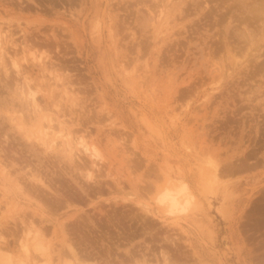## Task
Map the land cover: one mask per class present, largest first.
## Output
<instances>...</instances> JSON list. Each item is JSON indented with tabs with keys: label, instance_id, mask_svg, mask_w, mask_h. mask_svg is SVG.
I'll use <instances>...</instances> for the list:
<instances>
[{
	"label": "rangeland",
	"instance_id": "374dc122",
	"mask_svg": "<svg viewBox=\"0 0 264 264\" xmlns=\"http://www.w3.org/2000/svg\"><path fill=\"white\" fill-rule=\"evenodd\" d=\"M263 17L264 0H0V263L82 264L81 223L116 264H264Z\"/></svg>",
	"mask_w": 264,
	"mask_h": 264
},
{
	"label": "bare ground",
	"instance_id": "6f19581e",
	"mask_svg": "<svg viewBox=\"0 0 264 264\" xmlns=\"http://www.w3.org/2000/svg\"><path fill=\"white\" fill-rule=\"evenodd\" d=\"M221 1V0H220ZM203 2V1H202ZM263 2V1H262ZM160 3H161V1H160ZM188 3H190V2H188ZM158 4V3H157ZM236 4V3H235ZM146 5V4H145ZM157 6V5H156ZM206 7V6H205ZM214 8V7H213ZM205 9V8H204ZM209 9V8H208ZM211 9V8H210ZM148 10V9H147ZM229 11V10H228ZM260 12V11H259ZM228 13V12H227ZM224 14V13H223ZM255 15V14H254ZM262 15V14H261ZM258 16V15H257ZM264 18V17H263ZM119 24V23H118ZM252 25V24H251ZM243 29V28H242ZM1 33V32H0ZM245 33V32H244ZM247 33V32H246ZM263 33V32H262ZM2 34V33H1ZM0 34V35H1ZM245 35H247V34H245ZM10 36V35H9ZM248 37V36H247ZM249 38V37H248ZM247 38V39H248ZM245 39H246V37H245ZM247 39H246V41H247ZM9 41V40H8ZM248 41H249V39H248ZM141 43V42H140ZM220 43V42H219ZM247 44V43H246ZM260 44V43H259ZM3 46H4V44H3ZM256 46V45H255ZM130 47V46H129ZM217 47V46H216ZM215 47V48H216ZM250 47H251V45H250ZM249 47V48H250ZM258 48H260V47H258ZM257 48V49H258ZM2 49H4L3 47H1L0 46V52H1V54H2V52H3V50ZM222 49V48H221ZM256 49V48H255ZM225 50V49H224ZM258 51V50H257ZM236 52V51H235ZM259 52H260V50H259ZM4 53V52H3ZM8 54V53H7ZM210 54V53H209ZM212 54V53H211ZM262 54V53H261ZM255 56H256V54H254ZM263 55V54H262ZM2 56V55H1ZM255 56H253L254 57V59L256 58ZM242 57V56H241ZM1 58V57H0ZM251 58V57H250ZM258 58V57H257ZM2 59H3V57H2ZM260 59V58H259ZM252 60V59H251ZM250 60V61H251ZM1 61V60H0ZM14 61V60H13ZM260 61H261V59H260ZM256 62V60H254V63ZM251 63V62H250ZM258 63V62H257ZM264 63V62H263ZM14 64V63H13ZM252 65V64H251ZM257 65V64H256ZM260 65V64H259ZM259 67V66H258ZM263 67V66H262ZM15 68H17L16 70H17V72L18 71H20V69L18 68V65L15 67ZM256 68V67H255ZM261 67H259V69H260ZM8 69V68H7ZM255 70H258L257 68L255 69ZM261 70V69H260ZM5 71V70H4ZM16 73V72H15ZM19 74V73H18ZM254 74V73H253ZM25 77V76H24ZM56 77V76H55ZM248 77H250V76H248ZM26 79V78H25ZM58 79V78H57ZM21 80V79H20ZM19 80V81H20ZM59 81V80H58ZM27 82H28V80H27ZM29 87H30V85H29ZM19 89L21 88V87H18ZM71 88V87H70ZM31 89V88H30ZM69 89V88H68ZM19 91V90H18ZM33 92H34V90H33ZM35 93V92H34ZM34 93H31V99L30 100H32L31 101V103L33 102V104L35 105V106H37L38 107V104H37V102H36V98H35V95H34ZM63 93H65V92H63ZM30 95V94H29ZM22 96V95H21ZM34 106V107H35ZM30 108H31V106H30ZM40 108V107H39ZM45 108V107H44ZM239 108V107H238ZM37 109V108H36ZM254 109V108H253ZM39 110V109H38ZM45 110V109H44ZM30 113H32V112H30ZM264 117V116H263ZM44 121V120H43ZM42 121V122H43ZM233 121V120H232ZM44 123V122H43ZM261 124V123H260ZM259 124V125H260ZM19 127V126H18ZM227 127V126H226ZM21 128V127H20ZM53 128H55V127H53ZM58 128V127H57ZM256 128H257V126H256ZM235 129V128H234ZM261 129V128H260ZM30 130V129H29ZM63 130V129H62ZM43 132V131H42ZM41 133V132H40ZM62 133V132H61ZM50 134V132H44V136H48ZM64 134V133H63ZM27 135V134H26ZM62 135V134H61ZM51 136V135H50ZM63 137H65V136H68V135H62ZM42 137V136H41ZM40 137V144L44 147V149L46 150V149H48L47 151H48V153H52L53 151H55L54 150V145L55 144H57V142H55V144H54V142H51L50 141V143H48L46 140H44L43 138H41ZM58 137H60V135H58ZM63 137H62V139L61 140H65V139H63ZM61 138V137H60ZM66 138V137H65ZM253 138V137H252ZM54 139V138H53ZM14 140V139H13ZM61 140H60V142H61ZM81 140V139H80ZM36 141V140H35ZM13 142V141H12ZM82 142V141H81ZM59 143V142H58ZM64 143L66 144V149H64V150H66V151H68L69 153H70V156H69V158L67 159V163L68 164H71V163H73V162H75V161H79L80 162V154H79V156H78V154H76L77 152H74L73 151V149L71 148V146H70V143L68 142V143H66V141H64ZM74 143V142H73ZM60 144V143H59ZM72 144V143H71ZM76 144L78 145V143L76 142ZM80 145V147H82V149H81V151H82V153H83V155L84 156H87V157H89V158H92V159H97L98 161H99V157H100V154H99V152L94 148V149H90V147L87 145V144H85V142H82V143H79ZM61 145V144H60ZM59 145V146H60ZM72 145H74V144H72ZM58 146V147H59ZM62 146V145H61ZM79 147V148H80ZM62 148V147H61ZM60 148V149H61ZM262 148V147H261ZM39 149V148H38ZM58 149V148H57ZM42 150V149H41ZM62 150V149H61ZM63 151V150H62ZM50 155V154H49ZM17 157V156H16ZM47 158V157H46ZM52 158V157H51ZM17 159V158H16ZM62 159V158H61ZM246 159H247V157H246ZM83 160V159H82ZM241 160V159H240ZM244 160V159H243ZM86 162V161H85ZM243 162H245V161H243ZM246 162H247V160H246ZM76 163V162H75ZM95 163V162H94ZM240 163L242 164V162H239V163H237V165H238V167L241 169V167H242V169L244 168L243 166H245V163H243L244 165L243 166H241L240 165ZM257 163V162H256ZM85 164V165H84ZM96 164V163H95ZM247 165L246 166H248V168L247 169H249V165H248V163H246ZM252 164V163H251ZM97 165V164H96ZM99 165V164H98ZM253 165V164H252ZM258 165H259V163H258ZM81 166L83 167V168H87V164L86 163H83V164H81ZM78 163H77V165H76V168L78 169V171H80V167H81ZM253 167V166H252ZM254 167H256L255 166V164H254ZM68 168V167H67ZM89 168V167H88ZM237 168V167H236ZM38 169V168H37ZM76 169V170H77ZM82 169V168H81ZM246 169V170H247ZM85 170V169H84ZM89 170V169H88ZM95 170V169H94ZM77 172V171H76ZM82 172H83V170H82ZM43 173V172H42ZM85 174H84V177L86 178V179H88L89 181H94V180H96V177L90 172V171H88V172H84ZM75 175V174H74ZM32 178H35V177H33V176H31ZM60 177H62V176H60ZM33 180V179H32ZM41 182H40V184L41 183H44V185H46L45 184V182H43L42 180H40ZM45 181V180H44ZM96 182V181H95ZM20 183V182H19ZM97 183V182H96ZM20 186V185H19ZM47 186V185H46ZM48 187V186H47ZM51 187V186H50ZM90 187V186H89ZM49 188V187H48ZM68 188V187H67ZM92 188V187H91ZM57 189V188H56ZM69 189V188H68ZM45 190V189H44ZM95 191V190H94ZM190 190H189V188H188V186L185 184V185H183V186H181L179 189H176V190H166L165 192H164V194H162L163 196H161V198H162V200L164 201V200H168L169 202H170V206H171V209L172 210H177L178 209V207L181 205V209H180V211L182 212H185L186 211V208H187V206L188 207H190V204H189V202L191 201V193L189 192ZM55 192V194H58V195H61L60 193H57L56 191H54ZM43 193V192H42ZM70 193V192H69ZM73 193V192H72ZM180 193H182V196H185L186 197V202H185V205L184 204H181L180 203V201H179V199L177 198V196H178V194H180ZM184 193V194H183ZM48 194V193H47ZM44 197V196H43ZM75 197V196H74ZM68 198V197H67ZM262 198V197H261ZM69 199V198H68ZM50 200V199H49ZM95 200H97V199H95ZM161 200V199H160ZM162 201V202H163ZM186 204H188V205H186ZM55 205V204H54ZM74 205V204H73ZM186 206V207H185ZM119 207V206H118ZM120 208V207H119ZM114 209V208H113ZM116 209V208H115ZM118 209V208H117ZM108 210V209H107ZM171 210V211H172ZM110 211V210H109ZM116 211V210H115ZM108 212V211H107ZM114 212V211H113ZM117 212V211H116ZM116 212H114V213H116ZM119 212H120V210H119ZM112 213V212H111ZM136 214H138V213H136ZM148 214V213H147ZM104 215V214H103ZM133 215V214H132ZM151 215V214H150ZM110 216V215H109ZM122 216V215H121ZM152 216V215H151ZM156 216V215H155ZM115 218L116 217H114L113 219H114V221H115ZM123 218V217H122ZM118 219V218H117ZM116 219V220H117ZM102 220V219H101ZM105 220H106V218H105ZM110 220V221H109ZM109 220H108V218H107V223L108 222H111L112 220H111V217L109 218ZM129 220H131V219H129ZM133 220V219H132ZM135 220V219H134ZM42 222V221H41ZM105 222V221H104ZM117 222L119 223V220H117ZM121 222V221H120ZM138 222V221H137ZM144 222V221H143ZM87 223L88 224H90V225H92V226H94V228L95 229H100V228H102L101 227V224H104L103 222L101 223V224H99V225H97V224H95L94 223V221H92L91 219H89L88 218V220H87ZM106 223V224H107ZM116 223V222H115ZM114 222L112 223V224H115ZM69 224V223H68ZM105 224V225H106ZM111 224V225H112ZM121 224V223H120ZM119 224V225H120ZM83 225V224H82ZM110 225V224H109ZM142 225V224H141ZM74 226V225H73ZM81 223L80 224H78V227H77V225H76V227H73V229H72V232L75 234L74 235V239H76V240H74L72 243H76L77 245H78V247H75L74 246V244H72V243H70L71 242V238H69L68 237V239H70L68 242H69V244L67 245V248H68V246H69V250H68V252L70 251V253H71V257L73 258V259H75V261L76 262H78L79 263V261H77V260H83L82 261V264L83 263H85V261L84 260H91V261H89V262H91L90 264H116L113 260H112V258H111V252H113L112 251V249H111V247H107V249H105L106 251H105V253H101L100 251H99V249L98 250H96L95 249V247L93 246V243H91V240L89 239L91 236L93 237L94 235H93V233H91L90 231V229H86L85 230V228H84V230L85 231H87V233H86V236L84 235V233H83V229H82V227L83 226H81ZM103 226V225H102ZM129 226V225H128ZM104 227V226H103ZM112 227V226H111ZM116 227H117V233H114V234H117L118 235V237L120 236V238L121 237H126V235L127 234H129L130 235V233L131 234H135V233H133L134 232V230H133V232H132V230L129 232L128 231V233L127 232H123V231H121L119 228H120V226L118 227V226H115L114 227V225H113V228L116 230ZM127 227V226H126ZM146 227V226H145ZM144 227V228H145ZM130 228V227H129ZM147 228V227H146ZM152 228V227H151ZM109 229H111V228H109ZM88 230H90V231H88ZM37 231H38V235H39V230L37 229ZM92 231H94L93 229H92ZM100 231H101V229H100ZM125 231V230H124ZM103 232V231H102ZM102 232H101V235H103L102 234ZM106 232V231H105ZM96 233V232H95ZM124 233H127L126 235H124ZM72 234V233H71ZM137 234V233H136ZM37 235V236H38ZM91 235V236H90ZM96 235H98L97 233H96ZM100 235V236H101ZM109 235H110V233H109ZM100 236H98V237H100ZM128 236V235H127ZM132 236V235H131ZM130 236V237H131ZM95 237V236H94ZM111 237V236H110ZM117 237V236H116ZM117 237V238H118ZM133 237V236H132ZM153 237V236H152ZM156 237V236H155ZM169 237V236H168ZM105 238V237H104ZM127 238V237H126ZM159 238V237H158ZM132 239V238H131ZM155 239V238H154ZM166 239H168L167 237H166ZM66 240V239H65ZM100 239H98V241H99ZM129 240V239H128ZM156 240V239H155ZM67 241V240H66ZM96 241V240H95ZM121 241V240H120ZM157 241H159V240H157ZM170 241V240H169ZM172 242H173V239L171 240ZM41 242V241H40ZM20 243V242H19ZM42 243V242H41ZM40 243V245L42 246V244ZM98 243V242H97ZM119 243V242H118ZM176 243V242H175ZM122 244V243H121ZM35 245H37V244H35ZM156 245V244H155ZM41 248V247H40ZM36 249H38V247L36 248ZM42 249V248H41ZM45 249V251L46 250H48V248H44ZM43 249V250H44ZM146 250H148L149 251V253H151V248H149V247H147V249ZM42 251V250H41ZM40 251V252H41ZM138 251V250H137ZM137 251H132L129 255H130V259H131V261H132V263L131 264H152V263H150L149 261H148V258L149 257H146L145 258V252H144V250H143V254H141V257L143 258V261H138L137 259H136V256L138 255V252ZM39 252V251H38ZM37 252V253H38ZM130 252V251H129ZM47 253H49V252H47ZM44 254V253H43ZM50 254V253H49ZM40 255V254H39ZM66 255V254H65ZM148 255V254H147ZM12 256V255H11ZM45 256L46 257H48V255H46L45 254ZM64 257V256H63ZM70 257V256H69ZM124 258V257H123ZM127 258V257H126ZM175 258V257H174ZM26 259V258H25ZM51 259V258H50ZM72 259V260H73ZM129 259V260H130ZM153 259V258H152ZM47 260H48V258H47ZM53 260V259H52ZM71 260V261H72ZM142 260V259H141ZM170 259L167 257V259L165 260L166 262H168ZM2 261V260H1ZM54 261V260H53ZM63 261V260H62ZM126 261V260H125ZM6 262V261H5ZM37 262V261H36ZM35 262V263H36ZM39 262V261H38ZM75 262V263H76ZM119 263L120 262H122V260H120V261H118ZM11 264L13 263V262H10ZM40 263V262H39ZM53 263V262H52ZM80 263H81V261H80ZM161 263V262H160ZM159 263V264H160ZM0 264H2V263H0ZM4 264V263H3ZM8 264V263H7ZM21 264H25L24 262L23 263H21ZM62 264H72L71 262H68L67 263V261H65V263H63L62 262ZM85 264H89V263H85ZM125 264H130V263H125Z\"/></svg>",
	"mask_w": 264,
	"mask_h": 264
}]
</instances>
